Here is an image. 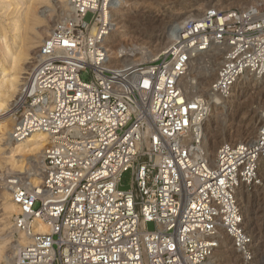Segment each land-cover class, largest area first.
Returning a JSON list of instances; mask_svg holds the SVG:
<instances>
[{"label": "built area", "instance_id": "obj_1", "mask_svg": "<svg viewBox=\"0 0 264 264\" xmlns=\"http://www.w3.org/2000/svg\"><path fill=\"white\" fill-rule=\"evenodd\" d=\"M69 2L9 110L16 139L48 136L38 185L6 180L30 236L14 264H214L222 233L254 264L240 192L260 183L264 110L257 136L221 144L214 161L202 144L213 96L264 74V4L209 7L181 21L156 58L109 68L105 38L120 0ZM213 47L223 62L209 95L189 98L180 81Z\"/></svg>", "mask_w": 264, "mask_h": 264}, {"label": "rangeland", "instance_id": "obj_2", "mask_svg": "<svg viewBox=\"0 0 264 264\" xmlns=\"http://www.w3.org/2000/svg\"><path fill=\"white\" fill-rule=\"evenodd\" d=\"M155 2V6H153L152 8H140L136 11H134V9L133 11H131V13H129L131 16L137 17V19H135V21L131 23L130 29L133 33L130 34H132L133 36L135 35L136 38L134 37L132 41H130L131 39H126L124 41L125 44L132 45L135 43L134 45L137 46L143 43L142 45L147 47V50L153 52L155 50V52H157L162 46L157 47L156 45L159 44L160 40L163 42V44H166L168 42V33L170 32L172 27L188 18L199 16L206 10V8L208 9L209 7L214 6L222 10H227L246 8L253 5L260 6L264 4V0H156ZM28 7L32 8L37 16V21H35L33 28L29 30L30 34L28 32V39H26V43L29 42V44L36 37L37 33H39V31L43 29V26L49 25L52 28V25L58 24L60 21L64 20L67 17L66 15H62L65 8L67 9L65 0H0V36L4 38L5 32L7 34V40L11 43L12 47H16V49L19 47L22 51L26 47L28 48L27 51L29 50L28 52L24 50L25 53L22 55L20 60V68L21 72L23 73L21 74V76H27V72L32 70H27L26 68L30 66L31 68L34 67L38 59V57H35V51H39V47L42 43V41L39 42L34 48L32 46V43L29 47L28 43L26 44L24 42L25 44H21L24 48L21 49L22 47H20L21 45L19 46V39H12L13 31L11 29L10 23L11 19L13 18V12L19 9L21 14L20 21H25V14L27 11L26 9H28ZM200 8H203L205 10L201 11ZM90 19L91 15H88L87 20L89 21ZM2 25L3 28H5L4 30L2 28ZM52 30L53 29H51L49 33H51ZM48 35L49 34H44L45 38ZM124 38L125 37L119 39L117 43H119L120 40H124ZM105 43L107 44V46H110L112 44L111 43L109 45L108 41ZM132 46L129 45L128 47ZM139 57L140 55L136 56V58ZM148 60L149 59H141L139 60V62ZM81 78L85 81H88L90 79V76L88 73H83L81 75ZM260 79L262 80L263 78L261 77ZM260 79L257 81H260ZM246 81L242 83L243 85L239 84L240 86L238 85L237 87V90L240 89L241 92L240 98L237 99V96L236 98L234 97V99L230 98L229 101H231V104H233L234 106L231 110H228L229 116L222 118L226 120H223L222 122L220 121V119L216 122V119L212 118L209 122L208 132L210 133L207 141V146H209L210 143V145L214 147V140H212L213 136L210 135L211 133L213 135H216L218 139L216 141L217 143L215 144L216 150H218V147L225 142H239L256 137L258 127L262 121L260 115L264 110V83H257L256 80L251 83H247ZM249 123H254L253 126L257 125L256 127H252L254 130L251 128V132L245 131L244 129L245 127H248ZM247 133L249 134L247 135ZM2 147L6 146L2 145ZM42 152L44 153V148ZM10 154H13L14 157L7 159L6 156H9ZM25 154L23 152H19L18 150L13 153H10L8 151L3 153V151H0V191L4 190L7 177L11 174H21L27 181H30V174L33 173V169L30 171L31 173H28L27 169L25 168V172H22L23 169L21 170L15 165L11 166L12 163L9 161L14 159L15 161H19V164L21 162L22 164L27 165L26 168H28L31 166L32 160L35 158V155L30 151L26 152ZM9 169L11 172H8ZM34 169H38V165H36ZM32 176L34 177L33 174ZM124 184L126 187L130 186L128 173L124 177ZM240 197L246 217L245 227L247 228V231H249V233L254 237L256 260H254V264H264V165L260 174V183L256 186L251 187L250 189H247V191H244V193ZM6 201L7 199L4 198L0 193V235L3 234V237L5 236V234L6 236L12 235L11 226L14 222L13 218L16 216L15 212L10 214L11 216L9 215V213H7V210L4 207V203ZM8 216L10 217L9 220ZM2 222H4V224ZM147 228L149 230H154L155 223L148 222ZM18 236V233H14V236L12 238L10 237L11 239H9L10 244H6L5 248L9 249L11 247V242L17 239ZM219 252L217 253L218 255L220 254ZM232 254L233 259H235V261H232V264H243L240 257L236 253L232 252ZM219 259L220 260H218L217 262L218 264L225 263L224 257L219 256ZM0 264H5V261L3 262V259H1Z\"/></svg>", "mask_w": 264, "mask_h": 264}, {"label": "bare ground", "instance_id": "obj_3", "mask_svg": "<svg viewBox=\"0 0 264 264\" xmlns=\"http://www.w3.org/2000/svg\"><path fill=\"white\" fill-rule=\"evenodd\" d=\"M65 1H66L67 9L65 8L62 14L63 16L64 15L67 16L72 10V6L69 0H65ZM155 1L156 0H120L119 6L115 9L113 13L112 28L108 32L105 38V42L108 41L109 45L112 43L110 46H107V44L105 43V46L108 51V56H109V60L106 64L107 67L116 68V67H120L123 65H131V64H137V63L143 62V61L139 62V60L141 59L150 60L151 58H156L157 56H159L161 52L167 50L171 46V44L174 42L177 36L176 28L181 22H179L174 27H172V29L168 33L169 40L166 44H163V42L160 40L159 44H157L156 46L157 47L162 46V47L157 52H155V50L154 52L147 50V47L142 45L143 43L137 45L138 47L134 45L135 43L132 44L133 46L129 44L132 47H128L129 45L124 43L126 39H131L130 41H132L135 37V35L134 36L132 35L133 33L131 32L130 29H131V23L135 21L137 17L131 16L129 13H131V11H133L134 9H135L134 11H136L140 8H147V7L152 8L153 6H155V3H156ZM26 10L27 11L25 14L26 15L25 21L24 20L20 21L21 14H20V10L18 9L13 12V18L11 19V23H10L11 29L13 31L12 39L18 38L19 46L22 43L23 44L26 43V39H28L27 37L28 32L30 34L29 30L33 28L35 21H37V16L34 13V10L30 7H28V9ZM200 10L203 11L205 9L200 8ZM55 26L56 24L52 25V28L49 25L43 26V29L39 31V33H37L36 37L31 42L32 46L35 48V46H37L39 42L45 39L44 34L46 35L50 34L49 32ZM2 28H3V25H2ZM4 29L5 28H3V30ZM123 37H125L124 40H120V42L117 43L118 40ZM1 38L2 37L0 36V113H3L5 110H8V111L10 110L20 90L21 84L24 82L25 78L27 77V76H21V74L23 73L21 72V68H20V60H21L22 55L25 53L24 50H26V52H28L29 50L27 51L28 48L25 47L26 48L25 49L24 47H22V45L20 47H22L21 49L24 48L23 51L20 50V48L17 45H16L18 47L17 49L16 47H12L11 43L7 40V34L5 32H4V38L2 39ZM27 43L30 47L31 43L30 44L29 42ZM35 55H36L35 57H38V51H35ZM137 55H140V57L136 58ZM222 62H223V54L221 51L218 50L217 47H213L210 52L196 55L195 57L191 59L189 69L180 81L181 86L184 88L189 98H198L201 95H209L210 85L215 80L217 72ZM26 69L30 70L32 68L30 66ZM29 73L30 71L27 72V74ZM261 77L263 78L262 80L260 79ZM259 79L260 81H257ZM255 80L257 81V83L258 82L264 83V74H262L261 76L251 74V73L244 74L237 82L236 87L231 97L227 99H220L218 97L213 96L215 98L216 103L211 110V113L209 116L210 118L208 119V122H206L204 126V129H203L204 140L202 144L203 148L206 150L211 160L214 161L216 158L217 150L215 148V144L217 143L216 141L218 139L216 135H213L211 133L210 135L213 136L212 140H214L213 141L214 147H212L210 143H209V146H207V141H208V137L210 133L208 132L209 122L211 121L212 118L213 119L215 118L216 122L219 121L220 119H221L220 121L222 122L223 120H226L222 118L229 116L228 110H231L234 106L233 104H231V101H229L230 98L234 99V97L236 98L237 96V99H239L241 96L240 89L237 90L238 85L239 84L241 85L245 81L247 83L249 82L251 83ZM13 124H14V120L11 116L9 117L8 120H0V151L1 152L3 151V153L7 151L10 153H13L16 150H18L19 152H23L24 154L30 151L32 154H34L35 158L32 160V164L28 168H26L27 165H24L21 162L19 164L18 163L19 161H15L14 159L9 160V161L12 163L11 166L15 165L17 168H20L21 170L23 169L22 172L25 169H27V172L29 173L33 169L32 174L34 175V177L32 176V174H30V177H31L30 181H27L26 179H24V181L29 182L31 185L37 186L40 180V175L42 174V167H43V160H44V153L42 151H43V148L45 149L46 145L48 144V136L44 132H34L28 137L18 140L12 134ZM253 125L254 123H251V124L249 123L248 127L244 128L245 131H250V130L252 131L253 129L252 127L257 126V125L256 126H253ZM248 134L249 133H247V135ZM2 145H5L6 147H2ZM13 157H14L13 154L6 156L7 159L13 158ZM36 165H38V169H34ZM8 172H11L10 169ZM244 191H247V189L245 187H242L240 196H242ZM0 193L4 198L7 199V201L4 203V207L7 210V213H9V215L14 212L18 214L19 208L13 200L12 193L7 184L6 186H4V190L3 191L1 190ZM9 218L10 217L8 216V220ZM13 219H14V222L12 223V226H11L12 235L6 236L5 233H4L5 234L4 237L2 236L3 234L0 235V260L3 259V262L5 261V264H14L16 253H17L19 246L23 243H26L30 239V236L27 233H24L18 229L15 223V217ZM245 221H246V217H245ZM2 223L4 224V222ZM48 230H49V227L47 224H40L39 226L35 224L34 226V231L46 232ZM14 233H18L19 236L14 241L11 240L12 241L11 247L9 249H6L5 248L6 244H10L9 239H11L14 236ZM222 234H223L222 243L217 248L215 256H213L212 258V262L214 264H218L217 262L218 260H220L219 259V256H220V257L225 258L224 260L225 263L232 264V261H235V259H233V254H232V252H234L232 243H231L230 238L227 235H225L224 233ZM218 252L220 253L219 255L217 254Z\"/></svg>", "mask_w": 264, "mask_h": 264}, {"label": "snow or ice", "instance_id": "obj_4", "mask_svg": "<svg viewBox=\"0 0 264 264\" xmlns=\"http://www.w3.org/2000/svg\"><path fill=\"white\" fill-rule=\"evenodd\" d=\"M11 114L10 111L5 110L3 113H0V120H8Z\"/></svg>", "mask_w": 264, "mask_h": 264}]
</instances>
